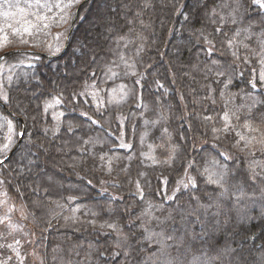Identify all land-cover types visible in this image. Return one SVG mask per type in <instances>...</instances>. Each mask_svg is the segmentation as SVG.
Returning a JSON list of instances; mask_svg holds the SVG:
<instances>
[{
	"label": "trees",
	"instance_id": "16d2710c",
	"mask_svg": "<svg viewBox=\"0 0 264 264\" xmlns=\"http://www.w3.org/2000/svg\"><path fill=\"white\" fill-rule=\"evenodd\" d=\"M0 67V160L23 131L0 186L24 203L41 264H264L253 0H89L63 56L10 54Z\"/></svg>",
	"mask_w": 264,
	"mask_h": 264
},
{
	"label": "rangeland",
	"instance_id": "374dc122",
	"mask_svg": "<svg viewBox=\"0 0 264 264\" xmlns=\"http://www.w3.org/2000/svg\"><path fill=\"white\" fill-rule=\"evenodd\" d=\"M81 1L83 0H39L40 4L48 6L42 8L37 6V0H0V43L4 45L0 48V56L14 50L58 54L63 48L65 30L71 24L76 7ZM69 3L72 4L70 8L64 7ZM107 4V1H104L102 6L105 7ZM221 13V8H217L215 14ZM40 16L46 19L40 21L37 19ZM28 24L35 25L31 29V35L15 34L14 29L22 31ZM45 24L47 27H44ZM89 35L94 38L92 31ZM90 41L91 38L87 41L80 39L78 46L84 51L83 43L89 44ZM2 72L3 67H0V74ZM83 94H88L95 104H100V91L96 87L92 85L86 87ZM58 106L57 100L47 103V108L54 111L56 123L61 116ZM22 133L19 132L18 136ZM14 143L15 135L11 131L6 144L12 147ZM191 183L192 178L186 173L178 182L176 189ZM32 229L33 224L24 203L7 196L0 186V264H41L39 254L33 251Z\"/></svg>",
	"mask_w": 264,
	"mask_h": 264
},
{
	"label": "water",
	"instance_id": "95a60500",
	"mask_svg": "<svg viewBox=\"0 0 264 264\" xmlns=\"http://www.w3.org/2000/svg\"><path fill=\"white\" fill-rule=\"evenodd\" d=\"M89 0H83L79 5L78 7L76 8V11L74 13V16L71 20V24H70V27H69V31H68V34H67V37H66V40H65V43L63 45V48L61 50V53L59 55H55V54H47V53H41V52H37V51H22V50H14V51H9V52H6L4 54H2L0 56V62L3 60L4 56L6 55H9V54H16V53H21V52H27V53H31V54H34V55H37V56H40V57H43V58H48V59H56V58H59L61 56L64 55V53L66 52V49L68 47V43H69V38H70V34L73 30V27L78 19V16H79V11H80V8L82 5H84L86 2H88ZM2 107H4L6 109V111L8 112L9 115H11V117L13 119H15L16 117L13 116L11 114V112L5 107L2 105ZM24 129V127H23ZM22 137H23V133L21 135H19V139L17 141V143L14 145V147L9 151V153L0 161V164L4 163L5 161H7L12 155L13 153L16 151V149L18 148L19 144L21 143L22 141Z\"/></svg>",
	"mask_w": 264,
	"mask_h": 264
},
{
	"label": "snow or ice",
	"instance_id": "6c2138e0",
	"mask_svg": "<svg viewBox=\"0 0 264 264\" xmlns=\"http://www.w3.org/2000/svg\"><path fill=\"white\" fill-rule=\"evenodd\" d=\"M253 3L257 4L258 7H260L261 9H264V0H253ZM37 6L42 7V8L48 7L46 4H40L39 0H37ZM71 6H72V4L69 3L68 5H65L64 7L70 8ZM57 7H61V6L57 5ZM37 19L40 21H43L44 19H46V17L40 16V17H37ZM61 19H63V17H61ZM33 27H35V25L28 24L27 26L23 27L22 31L20 29H14V32L17 35H24V34L31 35V29ZM44 27H47V24H45ZM3 46L4 45L2 43H0V48H2ZM262 79H264V77H262ZM8 128H9V132H11L12 131L11 121L8 122ZM3 147H4V149H7L8 145L5 144ZM208 180H209V183L219 184V180L215 179L212 176H209Z\"/></svg>",
	"mask_w": 264,
	"mask_h": 264
}]
</instances>
